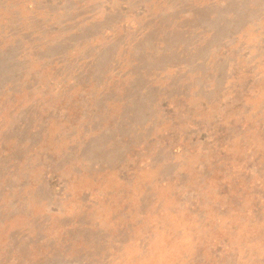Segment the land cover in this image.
<instances>
[{"label":"rangeland","instance_id":"1","mask_svg":"<svg viewBox=\"0 0 264 264\" xmlns=\"http://www.w3.org/2000/svg\"><path fill=\"white\" fill-rule=\"evenodd\" d=\"M0 264H264V0H0Z\"/></svg>","mask_w":264,"mask_h":264}]
</instances>
